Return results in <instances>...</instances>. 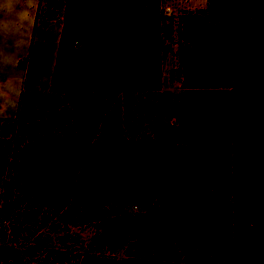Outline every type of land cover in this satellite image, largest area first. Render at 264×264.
<instances>
[{
  "label": "trees",
  "instance_id": "1",
  "mask_svg": "<svg viewBox=\"0 0 264 264\" xmlns=\"http://www.w3.org/2000/svg\"><path fill=\"white\" fill-rule=\"evenodd\" d=\"M44 3L61 22L49 86L62 104L24 125L18 147L0 137L4 227L43 202L66 206L54 229L89 231L84 252L264 264V0L177 13L162 0H38L35 25ZM168 53L182 79L173 121L128 136L121 93L158 92Z\"/></svg>",
  "mask_w": 264,
  "mask_h": 264
},
{
  "label": "rangeland",
  "instance_id": "2",
  "mask_svg": "<svg viewBox=\"0 0 264 264\" xmlns=\"http://www.w3.org/2000/svg\"><path fill=\"white\" fill-rule=\"evenodd\" d=\"M37 3L38 0H0V137H10L13 147L22 142L20 130L24 125L62 104L61 95L49 86L61 22L50 7L48 15L54 19L43 16L47 14L44 3L35 25ZM206 3L207 0H162L165 10L175 13L202 9ZM179 75L177 59L168 53L161 66L158 92L121 93L122 122L128 136H144L160 123L173 121L167 117V101L181 91ZM8 122L12 123L7 126L13 127L8 129H14L12 134L2 132V124ZM1 192L4 190L0 188ZM38 205L36 215H22L21 225H12L9 230L2 221L7 213L0 208V264H176L157 262L152 256L130 258L122 251L115 255L84 252L87 248L83 238L89 231L79 224L58 225L66 206L57 209L43 202Z\"/></svg>",
  "mask_w": 264,
  "mask_h": 264
}]
</instances>
